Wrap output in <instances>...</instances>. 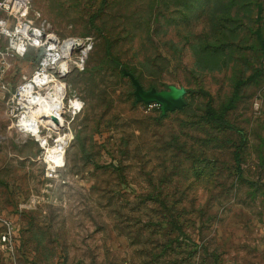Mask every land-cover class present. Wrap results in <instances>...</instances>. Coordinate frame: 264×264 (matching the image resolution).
Masks as SVG:
<instances>
[{
  "label": "rangeland",
  "instance_id": "1",
  "mask_svg": "<svg viewBox=\"0 0 264 264\" xmlns=\"http://www.w3.org/2000/svg\"><path fill=\"white\" fill-rule=\"evenodd\" d=\"M187 7L184 18L171 0H31L36 21L93 46L62 76L60 130L20 132L0 98V264H264V0ZM41 53L7 58L13 88ZM112 56L145 88L189 89L186 106L160 117ZM209 98L244 141L206 116Z\"/></svg>",
  "mask_w": 264,
  "mask_h": 264
},
{
  "label": "built area",
  "instance_id": "2",
  "mask_svg": "<svg viewBox=\"0 0 264 264\" xmlns=\"http://www.w3.org/2000/svg\"><path fill=\"white\" fill-rule=\"evenodd\" d=\"M30 5L31 0H0V98L9 126L38 138L44 129L50 130L48 133L60 130L62 125L54 127L47 124L46 109L50 104V109L55 111L59 101L64 107L66 86L62 76L74 65L83 66L92 49L93 37L88 34L61 36L46 19L36 21L39 13L35 12V17L30 15ZM30 48L40 49L42 53L34 70L23 75L13 88L4 75L5 61L10 57H23ZM63 60L67 62L66 70L60 67ZM69 106L73 110L79 108L77 100L70 102ZM57 143L59 140L55 145ZM47 151L44 150L45 174L53 176L64 154L48 160ZM1 239H9V232H2Z\"/></svg>",
  "mask_w": 264,
  "mask_h": 264
},
{
  "label": "water",
  "instance_id": "3",
  "mask_svg": "<svg viewBox=\"0 0 264 264\" xmlns=\"http://www.w3.org/2000/svg\"><path fill=\"white\" fill-rule=\"evenodd\" d=\"M124 73L129 77L134 86L133 93L135 99L144 103H158L162 114L181 108L185 104L184 96L186 88L184 86L171 84L166 89H158L155 86L145 88L133 72L126 70Z\"/></svg>",
  "mask_w": 264,
  "mask_h": 264
},
{
  "label": "trees",
  "instance_id": "4",
  "mask_svg": "<svg viewBox=\"0 0 264 264\" xmlns=\"http://www.w3.org/2000/svg\"><path fill=\"white\" fill-rule=\"evenodd\" d=\"M188 4H189V0H171V14H174V13H176L178 15L180 14L181 17L186 18L187 17V13L186 12H188V8H190V7H187ZM199 14L200 13H198L197 15L199 16ZM182 20H184V19H182ZM107 46H109L108 43H107ZM107 52H108V54H110V52L108 50V47H107ZM112 60L114 61V63L116 65L119 66L120 71L124 72L126 70H129V71L133 72L134 75L140 81V76L134 72V69H131L129 67H126V65H124L122 62H120V60L117 57H115V56H112ZM187 91H189V89L186 88V92ZM184 98H185V96H184ZM186 104H187V100L185 98V104L181 108L183 109L186 106ZM205 111H206L205 112L206 113V116L210 120H213L214 122H216L217 124H219L221 126H226V127L235 129L237 132H239V134L242 135L243 141H244V134L242 133L241 129H239L238 127H236L233 124L229 123L223 117V114L221 112H217L216 109L214 108V106L212 105V102H211L210 98L207 101L206 110ZM166 113L165 114H162L161 111H160V117L166 115ZM240 145L241 144H239V146H237V148H236V150L234 152V157H235V160L236 161L239 160V148H240Z\"/></svg>",
  "mask_w": 264,
  "mask_h": 264
},
{
  "label": "bare ground",
  "instance_id": "5",
  "mask_svg": "<svg viewBox=\"0 0 264 264\" xmlns=\"http://www.w3.org/2000/svg\"><path fill=\"white\" fill-rule=\"evenodd\" d=\"M60 67L63 68V70H66L67 69V62L65 60L61 61L60 62ZM63 92H64V89L61 90V96L63 95ZM60 103V101H59ZM57 103L58 106H56L55 108V111L53 108L50 109V104L48 105L47 109H46V116H47V120L46 122L50 124V122H52L53 124L51 125H59L60 123H62V120L60 118V113H61V108H62V105L61 103L59 104ZM59 140V139H58ZM60 144V140H59V143H57V145ZM57 145H55L54 147H52V149L48 152V154L46 155V158L48 160H50L49 158H55V157H59L63 154V149L62 148H55ZM65 148V146H64Z\"/></svg>",
  "mask_w": 264,
  "mask_h": 264
}]
</instances>
